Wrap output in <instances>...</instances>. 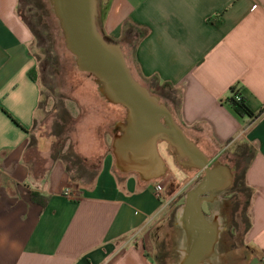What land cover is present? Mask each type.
<instances>
[{"label":"crops","instance_id":"1","mask_svg":"<svg viewBox=\"0 0 264 264\" xmlns=\"http://www.w3.org/2000/svg\"><path fill=\"white\" fill-rule=\"evenodd\" d=\"M19 1L0 0V264H157L151 231L180 191H167L160 201L154 189L164 178L148 182L147 176L163 166L174 177L171 186L200 173L204 185L211 169L215 189L225 169L234 176L238 165L251 191L247 242L264 264V0H99V27L121 46L135 79L168 106L184 140L160 141L161 163L136 157L130 145L116 144L127 116L107 122L103 113L95 131H86L87 143L81 130L74 135L82 157L102 154L89 185L74 182L63 159L53 160L57 148L72 142L74 119L81 129L84 114L70 102L61 130L37 131L43 91L30 77L37 68L34 35ZM237 85L250 110L262 113L248 130L247 119L225 103ZM109 106L120 116L119 107ZM105 137L113 141L108 150ZM168 160L181 168L182 183ZM229 188L199 196L208 200L202 207L209 221L206 208L222 205ZM34 191L49 198L47 207L32 202ZM183 215L185 231L201 229L192 209Z\"/></svg>","mask_w":264,"mask_h":264},{"label":"rangeland","instance_id":"2","mask_svg":"<svg viewBox=\"0 0 264 264\" xmlns=\"http://www.w3.org/2000/svg\"><path fill=\"white\" fill-rule=\"evenodd\" d=\"M31 7H33V11H31ZM20 12L34 32L31 49L37 62L38 78L42 85L44 103L37 128L39 134L47 135L53 130L59 131L62 129L64 126L63 122H66L63 117L65 115L63 111L66 110L65 107L70 102L74 104L73 106L77 111L76 114L83 113L85 116L82 120L81 129V123H79L81 119L73 120L70 128L73 137L69 136L72 142L75 141L74 135L81 130V138L83 137L84 143H87L86 141L88 140L85 138L86 131H95L96 119L100 118L103 113L107 117V122L112 121V119L113 121L118 118L123 119L124 114L120 109L114 108L120 111V116L112 115V111H110L112 106H109L112 104L101 96L97 79L93 75L79 71L74 56L66 47L60 21L54 13L51 1L24 0L20 7ZM101 105L104 106L103 109ZM55 111H57V114L54 113ZM67 111L70 110L68 109ZM109 127H111V124L107 125L105 130H109ZM105 141L109 144L104 145L108 150L113 141L111 137H105ZM72 142L69 141L62 152V155H65L68 159V167L71 169L70 175L74 182L92 184L87 178L80 179L78 177L74 163L78 155L85 160V166H87L89 171H96L99 169V164L102 163V154L100 151H96L94 154H89L85 159L81 156L77 145H73L75 143ZM221 156L224 158L226 155L223 154ZM167 162L170 164L171 172L176 177V182L182 183L184 176L181 168L177 167L171 160ZM242 172L243 168L238 167L234 175L238 178ZM166 175V177L171 176L167 173ZM202 175L201 173L198 174L197 177L190 179L184 186H181V184L179 186L177 184L171 186L173 182L168 186L170 195H174L179 191L180 193L172 200L165 220L161 219L163 222L160 220V225L154 227L151 231L156 247L154 257L157 264H181L183 258L188 256L186 252H189L192 247L190 245L192 238L184 230L180 224L181 222L178 221V211L184 203L186 195L198 185ZM226 195H228L229 199L228 202L226 200L223 202L227 203L226 209L222 210V205L218 204L214 206L213 212L206 208V215L211 222L217 215V221L221 224L220 228H230L229 243L225 242L220 248L217 247L216 253L206 259L205 262L207 264H258L259 262L252 256V249L247 242L251 216L250 190L241 181V184L237 182L236 187L232 188L230 192L228 191L227 194L225 192L223 198ZM150 253H152V250Z\"/></svg>","mask_w":264,"mask_h":264},{"label":"water","instance_id":"3","mask_svg":"<svg viewBox=\"0 0 264 264\" xmlns=\"http://www.w3.org/2000/svg\"><path fill=\"white\" fill-rule=\"evenodd\" d=\"M50 1L60 21L66 47L74 56L79 71L91 74L97 79L101 96L110 104L126 109L123 135L117 138L116 144L130 145L136 157L145 154L153 161L161 163L162 159L158 153L160 141L171 142V136H176L178 141H182L183 131L160 97L135 79L121 46L108 41L101 33L98 24L99 0ZM166 173L165 167L162 166L157 174L148 175L147 181L164 178ZM206 175L205 184L192 189L187 194L185 204L178 211V221H182L184 212L192 209L196 222L201 224L198 231L186 229L191 235L192 247L189 252L185 251L188 259L181 264H207L205 260L217 250L221 225L217 221V215L212 222L206 218L202 206L208 200L199 199V196L214 190L224 192L232 184L234 176L232 171L226 168L225 181L215 189H210L213 171L207 169ZM211 225L213 230L210 229Z\"/></svg>","mask_w":264,"mask_h":264},{"label":"trees","instance_id":"4","mask_svg":"<svg viewBox=\"0 0 264 264\" xmlns=\"http://www.w3.org/2000/svg\"><path fill=\"white\" fill-rule=\"evenodd\" d=\"M23 1L24 0H20L19 1L18 13L23 18V20L27 24V26L30 28L29 24L26 22L25 18L23 17V15L20 12V7H21ZM32 8L33 7H31V11H33ZM31 31H32V29H31ZM100 31L103 34V36L108 41H110L105 36L103 29L100 28ZM32 33L34 34L33 31H32ZM37 70H38V68H36V69H34V70H32L30 72V77L35 82L39 81ZM86 74H88V73H86ZM89 75H91V74H89ZM152 93L156 94L154 91H152ZM238 98H240V99H238ZM225 103L238 115V117H240L241 119H247V123H246V126H245L246 130H248L262 116V113L256 114L253 111H251L250 108L247 106V100L241 95V87L239 85L232 87V89L230 91V96L226 99ZM117 107H119V109L123 112L124 118H125L127 116L126 109L121 107V106H117ZM35 144L36 143L33 140L30 146L31 147H35L36 146ZM64 148L65 147L62 146V147L56 149V151L54 152V155H53V160L56 161L58 159H63L66 162V164H67L68 172L71 173L70 172L71 169L68 167V159L66 158L65 155H62V152L64 151ZM101 164L102 163L99 164V169L96 170L98 172H96L94 170L89 171L87 169V166H85V160L80 158L77 155V160L74 163V167L77 168L76 170H77V173L79 175L78 177L80 179L87 178L89 180V182L93 183L95 181L96 177L99 174V171H100V168H101ZM238 167H241V166L238 165L237 169H238ZM242 168H243V172L241 173V175L238 178H236L235 184L237 185V182H238V184H241V181H242L244 186H246V181H245V179H246V169H244V167H242ZM250 194H251V191H250ZM31 199H32L33 203H35V204H37V205H39V206H41L43 208L47 207L48 201H49L48 197H45V196H43L40 193L35 192V191L32 193ZM249 227H250V225H249Z\"/></svg>","mask_w":264,"mask_h":264},{"label":"built area","instance_id":"5","mask_svg":"<svg viewBox=\"0 0 264 264\" xmlns=\"http://www.w3.org/2000/svg\"><path fill=\"white\" fill-rule=\"evenodd\" d=\"M173 181H174V177H164L162 182L156 184L154 189V195L158 200L163 201L167 199L168 186ZM66 194L68 197L73 198V195L69 191Z\"/></svg>","mask_w":264,"mask_h":264},{"label":"flooded vegetation","instance_id":"6","mask_svg":"<svg viewBox=\"0 0 264 264\" xmlns=\"http://www.w3.org/2000/svg\"><path fill=\"white\" fill-rule=\"evenodd\" d=\"M235 174V173H234ZM236 175H234V182H233V184H232V186L226 191V194H227V192L229 191L230 192V190L232 189V188H235V186H236V184H235V182H236ZM225 200H226V202H228V195H226V197H225ZM226 205H227V203H223L222 204V210H225L226 209ZM221 225V224H220ZM231 235V230H230V228H224V229H221V233H220V238H219V242H218V246L217 247H221L225 242H227V243H229V236Z\"/></svg>","mask_w":264,"mask_h":264},{"label":"bare ground","instance_id":"7","mask_svg":"<svg viewBox=\"0 0 264 264\" xmlns=\"http://www.w3.org/2000/svg\"><path fill=\"white\" fill-rule=\"evenodd\" d=\"M185 257H186V256H185ZM185 257H184V258H185ZM184 258H183V261H182V263H183V262H186V260H184Z\"/></svg>","mask_w":264,"mask_h":264}]
</instances>
